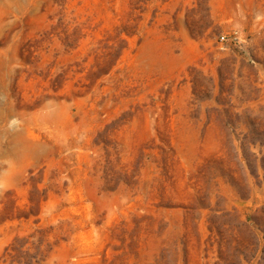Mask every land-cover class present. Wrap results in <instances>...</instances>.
Returning <instances> with one entry per match:
<instances>
[{"label":"rangeland","instance_id":"obj_1","mask_svg":"<svg viewBox=\"0 0 264 264\" xmlns=\"http://www.w3.org/2000/svg\"><path fill=\"white\" fill-rule=\"evenodd\" d=\"M0 264H264V0H0Z\"/></svg>","mask_w":264,"mask_h":264}]
</instances>
